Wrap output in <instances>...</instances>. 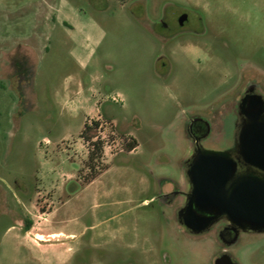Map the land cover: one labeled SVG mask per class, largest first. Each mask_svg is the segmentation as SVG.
Instances as JSON below:
<instances>
[{"label": "rangeland", "instance_id": "374dc122", "mask_svg": "<svg viewBox=\"0 0 264 264\" xmlns=\"http://www.w3.org/2000/svg\"><path fill=\"white\" fill-rule=\"evenodd\" d=\"M191 1L0 0V75L16 76L0 84V264H215L224 251L264 264V233L225 248L217 226L189 234L185 198H166L189 188L192 119L211 127L204 148L228 151L236 100L250 81L264 93V0ZM182 10L199 32L158 39L152 24ZM97 121L89 161L81 133ZM38 232L76 238L41 247Z\"/></svg>", "mask_w": 264, "mask_h": 264}, {"label": "water", "instance_id": "95a60500", "mask_svg": "<svg viewBox=\"0 0 264 264\" xmlns=\"http://www.w3.org/2000/svg\"><path fill=\"white\" fill-rule=\"evenodd\" d=\"M248 117L242 125L239 154L247 162L264 170V101L248 96L241 106ZM209 123L200 118L191 121L189 132L198 148L187 169L191 186L180 220L193 234L209 231L226 218L231 224L221 232L227 244L237 241L241 231L264 232V178L254 173L238 174V164L229 151L204 148L200 142L210 134ZM215 264H236L224 254Z\"/></svg>", "mask_w": 264, "mask_h": 264}, {"label": "flooded vegetation", "instance_id": "af4514ba", "mask_svg": "<svg viewBox=\"0 0 264 264\" xmlns=\"http://www.w3.org/2000/svg\"><path fill=\"white\" fill-rule=\"evenodd\" d=\"M136 3H138L139 7L142 9H200V6L193 4L191 0H180L179 2H175L174 0H136ZM198 24L199 23L197 22H191V19L189 15L187 14V12L182 10L179 12V15H177L173 19H171L168 16V14L165 12L164 15H162L159 20H157L156 22L152 24L153 27L151 29L158 39L169 43L171 41H176L177 39H181L182 37H185V36H194L195 34L199 32L200 26H198ZM257 95L262 96L263 101H264V93L260 89V84L255 81H250V83H248L246 87L244 88L242 94L236 100L234 104L236 108V117H237L236 143L233 147L229 148L228 151L232 154V156L234 157V159L236 160L238 164V174L254 173L264 178V170L251 163H247L240 156L239 149H238L242 125L248 118L241 108L243 100L248 96L250 97V96H257ZM263 114H264V110H263ZM193 141L195 144V149H197L198 145L196 144L194 139ZM202 141L200 142V145H202ZM190 190H191L190 183H189V188L187 192L181 190L178 187H175L173 190H171L170 192L166 194L167 195L166 198L173 197V200L175 201L179 197L183 196L185 198V205H186ZM183 207L178 212L179 218H180V211L183 209ZM214 226L218 227L216 232L218 233V237H219L221 244L225 248L235 245L239 241L242 233H264V232H254V231H246V232L241 231L235 243L227 244L221 238V232L224 231L226 228L231 227V224L229 223V221L226 218H222ZM187 231L189 234H193L188 228H187ZM193 235H196V234H193ZM224 254L230 255L226 251H224L222 255ZM233 261L236 264H238L234 259Z\"/></svg>", "mask_w": 264, "mask_h": 264}, {"label": "crops", "instance_id": "0c3cea01", "mask_svg": "<svg viewBox=\"0 0 264 264\" xmlns=\"http://www.w3.org/2000/svg\"><path fill=\"white\" fill-rule=\"evenodd\" d=\"M8 24H11V25H13L12 23H10V21L8 22ZM11 25H9V26H11ZM20 45V47L22 46V44H19ZM15 46H13L12 47V49L14 48ZM23 47V46H22ZM48 49V48H47ZM14 50V49H13ZM13 50L11 51L12 53H13ZM4 53H5V51H4ZM87 55V58L88 57H90V50L88 51V53L86 54ZM7 64H8V60H6V66H7ZM5 65V60L3 59L2 60V62H1V64H0V72H2L3 71V66ZM4 77H6V78H9V76H2V75H0V81H1V83L0 84H3V87H4V85H5V82H4V80L2 79V78H4ZM16 76L15 75H13V76H10V78L9 79H14ZM18 77V76H17ZM83 92H84V85H83V83H79V86H78V91H77V94L76 95H78V96H80V95H82L83 94ZM95 114V113H94ZM96 114H99L98 112L96 113ZM136 150V149H135ZM134 150V151H135ZM95 181V180H94ZM93 181V182H94ZM189 182H187V183H185V181H184V184H183V186L185 187V185H187ZM91 184V183H90ZM90 184L88 185V186H90ZM173 188H175L174 186H173ZM32 220V219H31ZM28 233V232H27ZM52 236H57L56 238H60V237H63V238H65V239H71V240H73L74 238H76V235L75 234H73V233H71V234H65V233H63V232H49V233H45V232H38V234L37 235H35V237L37 238L36 240H37V243H38V245H40L41 247H43L44 246V244H46L47 245V241H48V239L47 238H52ZM43 239L44 238V240L43 241H41V240H39V239ZM63 242H60L59 244H62ZM48 247H50V248H53V247H55V245H53V244H49V246Z\"/></svg>", "mask_w": 264, "mask_h": 264}, {"label": "trees", "instance_id": "16d2710c", "mask_svg": "<svg viewBox=\"0 0 264 264\" xmlns=\"http://www.w3.org/2000/svg\"><path fill=\"white\" fill-rule=\"evenodd\" d=\"M96 126H98V123H94L93 125H90L87 123L85 125V128L83 132L81 133V138L84 139L85 142L90 143L93 140V138L95 137L94 130ZM93 147H94V150L89 153V161L94 160L96 156H98V154L102 151V143L94 142ZM134 148L136 147H133L130 151L134 150ZM98 177H99V174L94 173L91 182L96 180ZM31 227H32V222L27 221L26 230L29 231Z\"/></svg>", "mask_w": 264, "mask_h": 264}, {"label": "built area", "instance_id": "2783aa9c", "mask_svg": "<svg viewBox=\"0 0 264 264\" xmlns=\"http://www.w3.org/2000/svg\"><path fill=\"white\" fill-rule=\"evenodd\" d=\"M96 123H98V121L96 122ZM102 126V125H101ZM98 127H99V123H98ZM95 140V141H94ZM93 142H100V143H103L102 142V139H100L98 136H96L95 135V137L93 138V140H92Z\"/></svg>", "mask_w": 264, "mask_h": 264}]
</instances>
